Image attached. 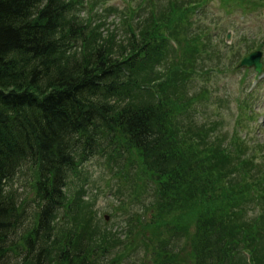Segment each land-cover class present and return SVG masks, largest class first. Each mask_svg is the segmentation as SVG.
Masks as SVG:
<instances>
[{
    "label": "trees",
    "instance_id": "trees-1",
    "mask_svg": "<svg viewBox=\"0 0 264 264\" xmlns=\"http://www.w3.org/2000/svg\"><path fill=\"white\" fill-rule=\"evenodd\" d=\"M73 6L72 0H0V264H106L84 233L58 240L56 212L79 165L106 154L129 163L132 153L155 189L158 218L148 227L153 234L166 226L162 240L147 239L152 264H246L242 253L264 264V202L250 211L263 190L262 174L241 157L243 141L234 150L222 141L230 165L257 182L235 190L198 146L178 137L175 104L158 87L166 78H157L159 55L165 43L183 47L174 22L188 9L178 5L173 14L146 19L116 51L113 42L91 36ZM239 156L242 163L233 162ZM27 163L38 172L39 210L22 230L24 208L8 185ZM164 212L168 220H161ZM174 213L178 218L170 220ZM186 214H193L188 237L180 218ZM171 238L182 241L177 250Z\"/></svg>",
    "mask_w": 264,
    "mask_h": 264
},
{
    "label": "rangeland",
    "instance_id": "rangeland-1",
    "mask_svg": "<svg viewBox=\"0 0 264 264\" xmlns=\"http://www.w3.org/2000/svg\"><path fill=\"white\" fill-rule=\"evenodd\" d=\"M72 1L73 11L88 25L91 36L113 42L116 51L123 50L121 44H127L133 34L138 36L146 19L173 14L171 8H179L178 5L188 9L182 21L174 22L179 29L178 38L183 34V47L180 48V41L175 46L174 42L165 43L159 55L157 78H166L159 81L158 87L166 90L169 102L175 104L178 137L198 146L205 163L221 168L217 176L235 190L257 182L240 175L230 165L222 141L227 140L226 149L231 150L237 149L238 140L243 141L246 151L241 157L249 160L239 156L233 162L244 160L251 170L262 174L257 184L263 190L257 191L259 196L250 208L251 213L258 212L256 204L264 202V69L258 74L239 64L256 50L262 52L264 62V0ZM219 147L225 156L220 155ZM37 176L36 167L27 163L8 185L24 208L22 230L37 220ZM148 180L149 174L135 153L129 163L106 154L79 165L69 176L65 206L56 212L54 233L58 240L71 233H84L83 240L98 244L95 254L99 262L103 259L106 264H152L148 240L152 236L162 240L167 233L163 224L157 225L160 229L154 235L148 227V220L158 218V212L151 207L156 199L155 189ZM168 217L164 212L161 220ZM177 218L174 213L170 220ZM180 218L188 227V237L193 231V214ZM20 234L18 231L14 236L17 243ZM171 239L177 250L182 241ZM242 254L246 264H251L249 255Z\"/></svg>",
    "mask_w": 264,
    "mask_h": 264
},
{
    "label": "water",
    "instance_id": "water-1",
    "mask_svg": "<svg viewBox=\"0 0 264 264\" xmlns=\"http://www.w3.org/2000/svg\"><path fill=\"white\" fill-rule=\"evenodd\" d=\"M261 52L255 51L244 57L240 62V66L243 68H254L256 72L263 71V62L261 61Z\"/></svg>",
    "mask_w": 264,
    "mask_h": 264
}]
</instances>
